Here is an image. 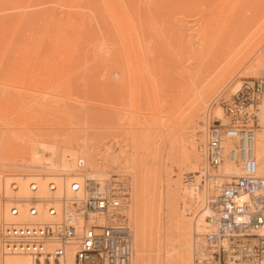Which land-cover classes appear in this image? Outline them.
Here are the masks:
<instances>
[{"label": "rangeland", "instance_id": "1", "mask_svg": "<svg viewBox=\"0 0 264 264\" xmlns=\"http://www.w3.org/2000/svg\"><path fill=\"white\" fill-rule=\"evenodd\" d=\"M65 1V4L68 1L70 2V0ZM132 1V4L129 6L133 11L131 29L137 33L144 48V56L139 59L143 66L141 70L143 73L149 72L151 74V78H149V75L147 74V76L145 73L147 76V84L149 83L150 85L153 80L152 82L154 83L156 81L155 85L158 83L161 85H157L156 87H159L158 89L161 92L164 89L163 93H166V96L160 94L159 100L161 101L165 96L163 102L166 103L167 101V105L163 103L164 107H162L164 110H162V107L159 109V113H161V110L162 113L156 115L158 111L155 113L152 112L151 114L146 110L147 99L142 97L144 110L141 115H145L147 119H144L140 115L138 124L137 119L131 120L134 113L126 106V108H105L108 111L112 110V113L109 112L110 114H116L114 117L112 116L116 121H112L113 118L109 116L107 117L110 120L108 118L104 121V119L98 116L99 114H96L100 110V104L96 101H98L102 89L109 88V86L111 88H118L122 80L123 84L126 83L125 85H127V80L129 83L130 76L131 80H133V72L129 71L132 74L129 75L128 73V77L126 76L127 72L122 71L124 57L121 59L122 55L119 54V50L117 54L121 57L119 58L117 55L118 57L115 56V59H121V61L116 59L119 65L122 64L121 68L119 66L110 68L109 61L105 60L106 57L103 51L104 44L108 43L106 46L109 45L112 42L110 39L113 38L114 42L115 38L114 33H112L114 28L106 15L100 14V11L94 13L97 10L95 11L94 9L93 12V8L87 11L86 8L89 9L91 6L89 8V5H86L87 7L83 6L82 4H86L83 1L75 2L76 8L68 9L63 6L64 1L62 2L60 0H0V169L16 167L21 163L22 157L25 160H30L34 156V150L29 146L33 138H41H38L37 144L40 148H42L41 146L45 148L47 144H52L54 139H60L63 143L66 139L68 140L70 138L68 140L70 145L72 142L75 146L76 142H84V139L86 142L88 141L87 143L93 144L92 146L96 153H98L97 155L100 157L99 161L102 164L107 159L106 155L119 157L120 167L111 166V169H107L105 175H108L109 178L107 177L106 179L108 180L104 182L108 183L112 181L114 176L115 179L117 177L121 178L123 176L122 174L126 173L123 170L134 167H137L138 170L145 174L148 169L153 171L152 173H160V179L162 178V181L168 180L172 186H175L177 183L179 184V182L185 183L188 181L187 179L191 176L189 167L190 160L183 157V148H181V139L184 133L182 128L186 120L184 117V108H186L187 103L194 97H200V92L208 85V82L212 84L216 83L213 80L218 82L224 72H232L223 82L219 81L222 83L210 95L204 114L200 116L206 126L202 137L196 143L193 155L194 159L198 158L200 161L198 146L203 143L207 125L216 118L217 111L224 117L220 101L222 99H228L234 93L232 87H235L234 90L238 88L242 79L246 78L242 75L246 71L248 72L250 67H256L258 69L257 77H264V0H247L249 3L246 0H239L240 2L233 0L231 3L234 7L230 3V0H200L202 2L204 1L205 6L199 0L197 1L200 3L194 0ZM127 2L129 3L128 0ZM195 2L199 4H195ZM245 2L247 5H245ZM79 3H81L80 5L83 8L79 7L80 5L77 6ZM93 3L91 4L94 5ZM234 3L235 5H239L235 6ZM96 4L98 6V1ZM133 4L138 5H134V7ZM84 8L85 10H83ZM94 8H96L95 5ZM81 12H85L84 22H87L84 23L86 29L83 28L82 30L83 38L85 37L87 39L86 41L83 39L84 44H81L84 55L87 54L86 57L90 59L86 65L84 64V68L87 69L85 70L83 68V72H45L53 68L74 70L78 66V57L74 55L73 45L60 48L61 46L56 45L55 41L62 34L68 33L69 35H75L78 32L79 26H77V21L79 17L77 18V16ZM68 16H71L76 24L72 26L66 25L65 20ZM96 20L98 21L96 22ZM57 21L59 23L54 24ZM101 22L102 24H100ZM96 23H99L98 25L101 26L97 28L96 26L98 25ZM91 24L95 25L93 26ZM102 44L104 45L103 47L101 46ZM99 47H101L100 51ZM5 51L6 54L3 56ZM21 53H27L28 56L29 54L35 53L34 55L38 54L40 56L35 58L30 56L26 59L29 62V68L35 67L36 72H18L20 68L24 67L23 60L18 58V55ZM70 53L71 60H68ZM125 60L124 68L129 63V59L127 60L125 58ZM84 61L87 62V59L82 62ZM129 67L131 68L132 66L129 65ZM119 68L122 72L118 70ZM125 71L128 70L126 69ZM143 73H139V75L141 74L140 76L143 77ZM136 75H134L135 78L137 77ZM120 77H123L122 80ZM142 79L140 78L142 82H139L143 84L145 77ZM115 81L117 84H115ZM136 81H138V78ZM212 84L206 88L210 89L214 85ZM105 85L107 86L106 88L104 87ZM162 86L163 88H160ZM121 87H124V85ZM97 88H99L98 92H96ZM69 89H72V93ZM39 102L41 103V107L36 106ZM53 102H55L54 104L56 106L50 104ZM47 103L54 106L55 113L51 111L53 107L49 108L50 105L48 107L45 106ZM105 109L103 110L105 111ZM49 110L53 114H50ZM57 110H59L60 115H57ZM164 111L166 112L164 113ZM128 112L132 113L131 117L128 116ZM124 114L126 118H124ZM152 115L153 117H151ZM162 119L164 120L162 121ZM51 137L52 141L50 140ZM138 138L141 140L140 143H136V139ZM107 145L113 147L112 151L110 149L111 147L109 148ZM131 150H135V152ZM39 151L38 155H46L45 149ZM107 151L108 154H106ZM121 152L122 154L124 153L123 156ZM27 155L28 157H26ZM80 157V155H77V158ZM181 161L185 163L187 170L179 171V163ZM201 167L202 163L198 165V169ZM29 173L26 172L25 176ZM7 174L9 173L7 172ZM6 177L9 176H2V180L4 178V181H6ZM153 202L155 203L154 200ZM163 205L164 203L160 208V213H162L158 220L159 223L151 229L153 233L151 234V241H148V245L151 247L147 245L149 248H146V264H165L166 259L164 257L166 258L167 255H164L163 247L166 245L168 249L171 247V244H167L166 242H170L173 239L174 243L179 242V235H177L175 227L174 229L170 227L169 221L172 219L169 220L167 219L169 216H165L169 212H165L166 209L164 210L165 206ZM153 206L151 210H153ZM128 208L130 211V206ZM209 217L206 220L209 221ZM133 218L134 216L131 214L134 237L135 225ZM209 227H206V231L202 232V234L207 232V228ZM193 230L192 225L190 264H194L193 248L196 247L197 250L201 249V251L205 248L204 234L195 235L193 234L195 230ZM159 247L161 248L158 249ZM157 249L159 250V254H157ZM155 257L160 259V261L155 259Z\"/></svg>", "mask_w": 264, "mask_h": 264}, {"label": "bare ground", "instance_id": "2", "mask_svg": "<svg viewBox=\"0 0 264 264\" xmlns=\"http://www.w3.org/2000/svg\"><path fill=\"white\" fill-rule=\"evenodd\" d=\"M60 1H62V2L64 1V5H63V3H62V5L67 7L68 9H73L74 7L76 8L75 2H80V1L81 2L83 1L84 3L86 2V4H82V5L85 7H87L86 5H89L88 8L91 6L89 9L86 8L87 11L93 8L92 9L93 12H94V9H95V11L97 10L94 13H98L100 11L99 12L100 14H102V15L104 14L107 16V18H109V20L112 24V27L114 28V29L112 28L113 29L112 33H114L113 35L115 36L114 42H113V38H111L110 40L112 42L109 45L106 46V44H108V43L105 42L106 43V44H104L105 47H103L104 46L103 44L101 46L103 47V51L105 53V55H104L106 57L105 60H108L109 65H111L110 68H113L114 66L115 67L119 66L121 68L122 64L119 65L117 61L118 60L121 61V59L123 57H124L123 58L124 61H126L125 58L127 60L128 59L130 60V61L128 60V62L130 64L128 63L125 66V68L123 67V65L126 62L122 61L124 63L122 65V68H123L122 71L127 72L126 76H128V73H129V75H131L132 73L130 74V72H133V74H132L133 80H131V76L130 77L128 76L130 80H129V83L127 80V85H125L126 83L123 84V82H122L123 81L122 78L124 77L123 76L122 78L120 77L122 80L120 83L123 84L124 87H121L123 85H121L119 82L118 83L121 86L118 84L119 85L118 88H114V87L111 88V86H109V88H108L105 85L104 87L105 88L107 87V88L102 89L100 91L98 101H96L100 104V108H99L100 110H98L97 111L98 113H96V114H99L98 116H100V118H102V119H104V121H106L109 117L113 118L114 115H116V114H114V115L110 114V113H112V110L108 111L106 109H108V108H110V109L111 108L112 109L113 108H122V107L126 108L127 107L128 109H131L134 113L133 114L134 116L131 117L132 113L130 112L131 113L130 114L128 112L130 114V115L128 114V116L131 117V120L137 119L136 121L138 124V120L140 119V115H141V113L143 114V110H144V107L142 106V103H143L142 97H145L147 99V105L145 108H146V110H148V112H150L152 114V112L155 113L156 111H158V113L156 112V115L161 114L162 110H164L163 109V107H164L163 101L165 100L164 98L166 96L165 95L166 93H163L164 89H162V92H161L158 89L159 87L158 88L156 87L157 85L161 86L158 83V81H157L158 84L155 85L156 81L154 83V82H152L153 80L151 81L149 79V81H151V84L150 85H149V83L147 84V82H146L147 78L146 77L149 75V78H151L150 77L151 74H149V72L143 73L141 70V68H143V66H142L139 59H141L144 56V48L142 46V42H141L140 38L138 37L137 33L132 31V29H131V25L133 22V18H132L133 17V15H132L133 11H132V8L129 6H130V4H132L133 1L128 0L129 1V3H128L127 0H96V2L98 1V6H97L95 0H92V1L91 0H70V2L68 1L69 3L67 2V4H65V2H66L65 0H60ZM194 1H197V0H194ZM199 1H197V2H199ZM92 2H94L93 4L96 6V8H94V5L91 4ZM126 2H127V4H126ZM200 2H201V4H204L203 3L204 1L203 2L200 1ZM231 2H233V0L232 1L230 0V3ZM242 2H241V4H242ZM246 2L249 3L247 0H246ZM246 2H245V5H247ZM136 3H137V1H136ZM193 3L194 2L192 1V4ZM199 3L195 2V4H199ZM80 4L81 3L77 4V6ZM82 5H80L79 7H81ZM134 5L137 6L138 4L137 5L133 4V6ZM188 5H189V3H188ZM193 5H192V7H193ZM205 5L206 4H204V6ZM234 5H235V3H234ZM237 5H239V4H237ZM237 5H235V6H237ZM189 6H191V5H189ZM232 6H233V4H232ZM81 8H83V7H81ZM147 8H149V7H147ZM138 9H139V6H138ZM83 10H85V8ZM87 11H86V14H87ZM84 13L85 12H81V14L77 16V18L79 17L78 21L76 20L77 26H79V30L81 29L80 31L78 30V32L75 35H69L68 33L62 34L55 41L56 45L58 44L61 46L60 48H63V47L66 48L68 46L73 45L72 48L74 50V55H77V57H78V62H79L78 66L74 70L62 69V68L61 69L53 68L52 70L45 71V72H83L84 66L86 65V63H88V60H90L89 57H86V55H87L86 53H85L86 55H84L83 48L81 46V44L83 43V39H85V41L87 39L85 37L83 38L84 35L82 34L83 33L82 30H83V28H85L84 23H87V22H84L85 21L84 15H86ZM90 13H91V11H90ZM88 18L90 19V17H88ZM104 18L106 20L105 16H104ZM97 21L98 20H96V22ZM56 23H59V22L58 21L54 22V24H56ZM65 24L72 26L73 24H76V22L71 18V16H68L65 20ZM100 24H102V22ZM91 25L94 26L95 24H91ZM100 26L101 25H98L96 27L98 28ZM263 27H264V25H263ZM187 28H189V27H187ZM99 45H100V43H99ZM100 49H101V47H99V51H100ZM118 50H119V54H121L122 57L117 54ZM71 53H70V55H68V57H69L68 60L70 59ZM5 54H6V51L3 53V56ZM34 54L35 53H32V54H29V56H28L27 53H21L18 55V58H21V60H23V62H24V67L20 68V70L18 72H36L35 67L29 68V62L26 60L30 56L32 58L40 57L38 54H36V55H34ZM102 54H103V52H102ZM72 55H73V53H72ZM117 55L119 56V58L121 57V59L116 58V59H118L116 61L115 56H117ZM86 59H87V62L86 61L82 62L83 60H86ZM138 60L140 63L138 62ZM120 61H119V63H121ZM110 62L111 63L115 62V63L111 64ZM129 65L132 67L128 68ZM120 68L118 69L119 71H120ZM126 69L128 71H125ZM106 70H107V67H106ZM122 71H120V72H122ZM84 72H86V71H84ZM138 72L143 73L142 74L143 77L140 76L141 74L139 75ZM136 73H138V75H136ZM145 73H146V75L147 74L148 75L146 76ZM230 73H232V72H224L223 76L220 78V80H218V82L216 80H213L216 82V83H213L214 85L211 82H208V85H207L208 87H210L211 84L213 86H211L210 89L206 88L207 87L206 86L202 90V92H200L201 94L202 93H204V94H202V95L200 94L199 95L200 97H198V96L194 97L189 103H187V105L185 106L186 108H184L185 109L184 117L186 120H185V123L183 125L184 127L182 128L184 133L182 134L183 136L181 139L182 140V143H181L182 147L181 148H183L182 149L183 157H186L187 159L190 160L189 167L191 170L190 171L191 176L189 179H187L188 181L185 183L179 182V184L177 183L175 186L174 185L172 186V184L168 180L162 181V178L160 179V176H159L160 173L159 174L158 173H152L153 171H151L150 169L147 168L149 170V172L150 171L151 172L149 173L148 170L147 171L145 170L146 171V174H145V173H142L140 170H138L137 167H134V168L128 169V170H123V171H126V173L122 174L123 176L121 178L116 176L118 179L117 178L115 179L114 178L115 176H114L113 180L107 183V182H104L105 180H108V179H106L108 177V175H105L106 174L105 171L107 169H111V166L120 167L119 166L120 159L118 156L106 155L107 159H105L103 164H102V162L99 161L100 157L97 155L98 153H96V151L94 150V147L92 146L93 144L87 143L88 141L86 142L85 139H84V142L82 141V142H76L75 143L76 149H75V146L73 145L72 142L70 145V142L68 141L70 138L68 140L66 139V141L69 142V144H67L68 142L64 141L65 143L64 142L62 143V141L58 138L57 139L59 141L54 139L55 141L53 140L54 141L53 142L52 137H51L50 140L52 141V144L50 143L51 142L50 141L49 145L47 144L46 147L44 146L45 148H43V146H41L42 148H40L37 145L38 140H39L38 138H40V137L36 136L38 138L31 139L32 143H30L31 145H29V146L31 147V149L34 150V152H33L34 156H32V158L30 160L23 159V157H22L23 155H22L21 156L22 160L20 161L21 163L18 164L16 167H12L11 169H0V264H30V258L27 255L20 254V253H18V254H7L9 252L6 251V249L4 248V242L2 241L1 226L11 216V214L9 212V209L11 208V206H16L19 209L20 217L26 218L27 217L26 216V213H27L26 208L31 204L30 200L32 198V200L36 201V202H34V205L38 210V214H39L38 219H44L45 215H46L45 214V206H46L45 203L47 201V198L49 197L51 185H53V187L56 188V191L61 192L62 190H65L66 192H68L67 187H68V185L70 186V182L72 180H75L76 182H78L82 186L83 181L86 179L95 180L98 183V185L100 186V188L107 189V190H109V188H110V191H111V189H117L119 191L117 194L121 195V197L123 199L124 208L126 210L129 225L132 228V230H133V226H132V221H131V214H133V216H134L133 220H134V225H135L134 231L135 232H134V237H133V257H132L131 264H146V262H147V260L145 258L146 250H147L146 248H149V247H147V245L149 244L148 241L149 242L151 241L150 238L152 236L151 234L153 233L151 229L153 228V226H156V224L159 223L158 220L160 219V214L162 213V212L160 213V208H161L163 203H164L163 206H165L164 210L166 209L165 212H169L165 216H169V218H167L169 220L172 219L171 221H169L170 227L173 229L175 227L176 233H177V235H179V242H176V243H178V245H176V243H174V241H173L174 239H173L172 240L173 242L172 241L166 242L167 244L168 243L171 244L170 245L171 247L169 246L170 247L169 249L167 248V245L163 247L164 253H165L164 255H167L166 258L164 257V259H166L165 264H190V262H191L190 246H191L192 225H193V228L195 230V231L193 230L194 231L193 234H195V235H203L204 233L202 234V232L206 231V227L210 226V219L208 221V220H206V218L209 216H212L213 210H212L211 206L209 204H207L206 198L210 197V194L215 193L216 184H217L218 180H226L227 178H229L231 176L238 175L240 173V166L239 165L237 166L234 163H232L231 161L224 159L223 162L215 170H213V169L211 170V172L209 173L210 176H208L206 179H203L200 176H203L202 172H204V171L202 170V168H203L205 160H204V152L200 149V145L198 146V153H199L201 162L199 161L198 158L194 159V156H193L194 152H195L196 143H198V141L202 137V133H203L205 126H206L204 124L203 120L200 118V116L204 114V111L206 109L207 102H208V99L210 98V95H212V93L214 91H216V89L219 87L220 83H222ZM134 75H136L137 77L135 78ZM138 76H140V77H138ZM242 76L257 77L258 76V69L256 67H250L248 72L246 71ZM144 77H145V79H144ZM137 78H138V81H136ZM140 78L141 79L143 78L145 80L144 81L142 79L143 84L139 82V81H141ZM219 81H222V82H219ZM115 84H117V82ZM160 88H163V86ZM232 88H233V91H235L234 90L235 87L233 86ZM98 89L99 88L96 89L97 90L96 92H98ZM100 89H101V87H100ZM69 90L71 91L72 89H69ZM71 93H72V91H71ZM58 94H59V92H58ZM160 94L165 95L164 98L162 97L163 99L161 101L159 100ZM53 98H55V97H53ZM83 98H85V97H83ZM49 99H50V96H49ZM55 100H56V98H55ZM43 101H45V100H43ZM143 101H144V99H143ZM55 102H57V101H55ZM55 102L50 103V104L53 105ZM86 102H88V101H86ZM166 103H167V101H166ZM166 103H164V105H167ZM50 104L47 103V105H45V106L48 107V105H50ZM52 105H50L49 108L53 107L52 110L51 109L50 110L54 112L55 109H54V106H52ZM57 105H59V104H57ZM36 106L41 107V103L40 102H39V104L37 103ZM161 107H162V110H161V113H159V111H160L159 109H161ZM64 109H66V108H64ZM103 109H105L106 112ZM50 110H49V112H50ZM61 110L63 111V109H61ZM146 110H145V112H146ZM57 111H56L57 115H60L59 110H57ZM82 111H84V110H82ZM86 112H87V110H86ZM93 112H94V110H93ZM113 112H115V111L113 110ZM116 112H117V109H116ZM165 112L166 111H164V113ZM50 114H53V113L50 112ZM107 116H109V117H107ZM123 116H124V118H126L125 114ZM141 117H143L144 119L146 118L145 115H141ZM151 117H153V115ZM110 118H109V120H110ZM117 118H119V117H117ZM102 119H100V120H102ZM215 119H221V121H223L224 117H222L221 113L219 114V112L217 111ZM163 120L164 119H162V121ZM91 121H93V120H91ZM102 121H101V123H102ZM112 121H116V120H114V118H113ZM98 122H99V119H98ZM117 122H120V121H117ZM116 125L118 126V124H116ZM121 125H122V123H121ZM100 126H102V125H100ZM105 126H107V125H105ZM105 126H104V128H105ZM101 128H103V127H101ZM120 130H122V129H120ZM185 130H186V132H185ZM55 135H57V134H55ZM45 136H47V135L45 134ZM48 137H46V138H48ZM84 137H85V135H84ZM136 140H137L136 143H140V141H141V140H139V138ZM24 143H26V142H24ZM40 144H42V143L40 142ZM136 145L138 146V144H136ZM108 147L110 148L111 146L109 145ZM41 149H45L46 155H44V156L38 155V151ZM110 149L112 151L113 147H111ZM67 151H70V152H67ZM124 151H125V149H124ZM132 152H135V150ZM125 153H127V152H125ZM106 154H108V151ZM117 154H118V152H117ZM121 154H122V152H121ZM77 155H80L81 157L77 158ZM123 155H124V153L122 154V156ZM26 157H28V155ZM254 157H255V161H256L257 173L258 174L260 173L259 175L263 176V174H264V116L261 117L260 127L256 131L255 138H254ZM8 159H10V158H8ZM78 159L83 161L82 167H79L77 165ZM200 163H202V167L198 169V165ZM179 164H180L179 171H182L184 169L187 170V168H186L187 166L185 165V163L183 161H181ZM7 172L9 174H7ZM26 172H30V173L27 176H25ZM63 172H66L67 174L63 173ZM69 172H71V173H69ZM200 173H201V175H200ZM2 176H9V177H6L5 179H7V180L4 181V178L2 180ZM127 178H128V180H127ZM113 182H117V183L113 184ZM110 184H113L114 186L109 187V186H111ZM153 200L155 201V203L153 202ZM200 200H201V203H200ZM152 203H154V204H152ZM129 206L131 208L130 211L128 208ZM152 206L155 208V210H154V208H153V210H151ZM158 234H160V233H158ZM166 237H167V235H166ZM152 239L154 240V238H152ZM148 246H150V245H148ZM165 247H166V249H165ZM160 248L161 247H159L158 249H160ZM73 249L74 248H68L67 249L66 256H65L66 264H73V257H74ZM158 249H157L158 253L155 252L157 254H159ZM161 253H163V252H161ZM157 256H159V255H157ZM156 257H155V259H157ZM157 260L160 261V259H157Z\"/></svg>", "mask_w": 264, "mask_h": 264}, {"label": "built area", "instance_id": "3", "mask_svg": "<svg viewBox=\"0 0 264 264\" xmlns=\"http://www.w3.org/2000/svg\"><path fill=\"white\" fill-rule=\"evenodd\" d=\"M220 103L224 121L214 119L206 127L200 177L206 179L224 159L239 165L240 173L218 180L215 193L206 198L213 215L204 233L205 248H193V262L264 264V176L257 173L254 157V138L264 116V77L243 78ZM67 190L51 185L44 219H38L32 198L26 218L11 206V216L1 226L7 254H25L30 264H66L67 249L74 248L73 264H131L133 230L119 191L89 179L82 186L72 180Z\"/></svg>", "mask_w": 264, "mask_h": 264}]
</instances>
